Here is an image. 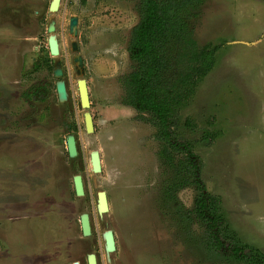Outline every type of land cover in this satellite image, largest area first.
I'll use <instances>...</instances> for the list:
<instances>
[{
    "label": "rangeland",
    "instance_id": "1",
    "mask_svg": "<svg viewBox=\"0 0 264 264\" xmlns=\"http://www.w3.org/2000/svg\"><path fill=\"white\" fill-rule=\"evenodd\" d=\"M69 1L64 0L55 14L67 67L68 100L74 108L61 126L66 129L71 121L68 130L79 136L80 152L69 169L65 143H61L67 134L57 124H50L53 129L46 124L51 131L43 134V143L34 149L20 146L13 150L2 143L6 135L11 136L7 139L12 144L13 138L22 143L34 134L30 127L19 134L18 129L2 126L3 110L26 119L22 100L18 104L10 100L9 107L2 104L3 98L11 96L9 89L16 96L20 86H25L21 80L26 85L29 82L18 75L15 57L11 58L17 62L11 66L0 65V264H74L83 252L97 253L99 264H248L208 250L204 221L196 212H189L196 206L200 187L190 177L182 186L185 174L176 167L185 152L177 150L174 163L167 161L163 141L156 136L155 118L124 103L127 77L137 68L129 41L139 20V0ZM71 14L80 18L76 39L85 62L82 75H78L69 48ZM184 14L198 46L216 49L213 67L197 84L189 103L175 113V134L192 142L201 162L200 179L218 197L229 230L241 244L256 246L264 253V0H203ZM46 37L44 32L40 42H29L28 47L40 44L44 49ZM7 46L0 42V61L10 51ZM80 77L86 78L89 87L93 132L86 130L85 109L80 105ZM54 103L57 112L63 102L57 100L55 91ZM95 149L101 155L99 172L90 164ZM30 168L33 176L27 175ZM77 173L84 176L86 199L75 194L73 176ZM57 184L60 190L49 196L53 200L50 207L54 206L55 215L60 212L69 228L46 232L47 223L42 224L46 213L41 210L22 232L14 227L18 219L13 217L26 210L25 204L16 210L20 199L31 196L36 207H47L42 192L58 190L54 189ZM101 189L108 192L109 210L99 215L95 192ZM82 212L93 217L95 234L91 238L82 235ZM27 219L19 221L24 225ZM108 228L114 229L117 242L110 254H106L102 238Z\"/></svg>",
    "mask_w": 264,
    "mask_h": 264
},
{
    "label": "trees",
    "instance_id": "2",
    "mask_svg": "<svg viewBox=\"0 0 264 264\" xmlns=\"http://www.w3.org/2000/svg\"><path fill=\"white\" fill-rule=\"evenodd\" d=\"M202 1L139 0V20L131 30L129 41L130 56L137 68L127 77L124 103L141 112H150L155 118L156 136L163 141L162 153L165 158L168 156L167 161L173 164V152H185L176 167L181 175L185 174L182 186L190 182V177L200 187L196 206L189 212H196L203 219L208 250L240 262L264 264L260 248L241 244L229 230L230 225L220 212L218 197L210 194L200 179L201 162L192 149V142L179 139L173 128L175 113L189 103L192 92L215 61L216 48L198 46L183 17L187 9L198 7ZM208 134L213 137L212 133Z\"/></svg>",
    "mask_w": 264,
    "mask_h": 264
},
{
    "label": "flooded vegetation",
    "instance_id": "3",
    "mask_svg": "<svg viewBox=\"0 0 264 264\" xmlns=\"http://www.w3.org/2000/svg\"><path fill=\"white\" fill-rule=\"evenodd\" d=\"M53 0H0V42H2V46L8 43L9 47V52L4 56H2V60L0 61V65L2 66H11L10 63H16L18 61L19 65V72L18 75L20 78H23L25 81L29 82L27 85L25 82L21 80V84H24L25 86H20L18 94L15 96L14 92L12 89H9V92L11 91V96H6L3 98L5 101L2 105L9 107L8 102L10 100H17V104L19 103L20 100H22V104L24 105L21 108L23 109L24 115L26 119L21 120L20 118L16 117L15 112L14 114L13 111L5 112L3 110L2 112V123L3 127L9 128L12 127L13 129L17 130V133H21V131L26 128L30 127L31 132L34 134L30 138L29 136H26V139L22 140V143H17L15 142V138L12 140V144L8 141L7 137L10 139L11 136L6 135L7 137H3L2 143L5 144L9 149H18L20 146L23 149H28L26 147H30L31 149H34L38 146L40 142L43 143L42 139L45 138L43 134L51 131L48 125L51 127L52 124H57V127H61V132H65V137L62 138L61 143H65V150H66V155L68 160L66 161L67 167L69 169L70 166V161H74L73 157H71L69 149H68V136L70 134H73L76 139V146L78 149L77 155L79 154V136L77 134H74L72 131H69L68 128L72 126L71 121L69 122V126L67 128H63L61 125L65 123L66 118L68 119V114H72L74 112V108L72 107L71 103H69V100H61L60 96L57 91V82L59 80H63L66 82V86L68 89L69 93V83L68 79L66 77L67 75V67L65 64V57L64 54H62L61 50L59 55H53L50 50V44H49V37L51 33L49 32V25L52 21L55 23V31L54 33H57V25L58 21L55 16V14L61 9L63 6L64 0H60V4L57 10L52 11L51 10V3ZM69 1V0H68ZM73 3L76 2V0H71ZM80 3L81 2H86V0H77ZM70 2V1H69ZM68 4V2H67ZM73 15H76L78 17V25H77V35L73 36L70 33V21L71 17ZM79 23H80V18L77 14H71L69 15L68 18V35L72 37L73 39L70 40V51L72 48V41L76 40L78 43V48L79 47V42L76 39L78 36V28H79ZM43 32V33H42ZM44 32L47 34V45L46 49H42V46L39 44L34 45L33 49L32 47H28L31 42L32 44L34 42H40L41 35L44 34ZM56 37L58 39L59 47L60 45V39L58 35L56 34ZM5 42V43H3ZM28 47V49H27ZM7 49V48H6ZM79 51V50H78ZM82 55V53H81ZM15 57L17 61L15 62L11 57ZM75 54L73 53L72 55V60L74 61ZM83 57V55H82ZM83 62H84V57H83ZM85 63V62H84ZM85 68V64H84ZM57 70H60L61 73L58 75ZM55 78V82H54ZM23 82V83H22ZM24 87V88H23ZM16 88V87H15ZM14 90V89H13ZM18 90V88H16ZM54 91L57 96V100L64 104L65 109H62L60 106H63L62 104L59 105L60 110L56 112L55 109L56 104L54 103ZM14 94V95H13ZM69 99V96H68ZM20 105V106H21ZM61 121H63L61 123ZM22 123V124H21ZM71 123V124H70ZM21 124V128L20 125ZM52 129L54 128V125L51 127ZM38 133V134H37ZM21 148V150H23ZM29 148V150H30ZM38 149V148H37ZM76 155V156H77ZM30 171L27 173V175L33 176L35 174L33 172V169H29ZM83 177V182H84V193L82 195H78L75 189V184H74V177H73V185H74V191L77 196H82L84 199H86V193L88 192L86 182ZM54 189L58 190H53V188H49V192H42V202L47 200L45 205H42V207L38 208L36 207L35 201L31 200V196L29 199H20L21 205L18 206V210L25 204V209H21L18 214L13 217V219H18L14 227H17L18 230L25 229V226L28 227L29 223H33L32 220H34V216L38 215L39 211H45L46 213V219L43 221L42 224H46L47 226L45 227L46 232H51L53 228L61 227L63 230L68 229V221H65L62 219L60 216V212H58V216L56 214V210L54 209V206L50 207L51 204L53 203V200H51L52 197V192L54 191H59L60 190V185L57 184V186ZM24 189H21L17 193L22 192ZM102 190V189H101ZM97 190L95 192V199H96V206H97V211L98 214L101 215L98 209V201H99V191ZM63 191V190H62ZM106 191V190H104ZM35 193V191H34ZM56 193V192H55ZM107 194V199H108V204H109V195L108 192L106 191ZM49 196H51L49 198ZM59 196V195H58ZM48 206L50 208H48ZM24 207V206H23ZM47 210H46V209ZM24 211H29V212H24ZM85 212H82L80 214V226H81V232L82 235L85 237H92L93 234H95V227L93 224V217L90 215L89 212V220L91 224V233L89 235H85L82 229V219L81 216ZM103 214V213H102ZM29 217L24 222V225L19 219ZM34 218V219H33ZM64 218V217H63ZM12 218H10L11 220ZM66 224L65 226H60V224ZM55 224H57L55 226ZM112 229V228H108ZM107 229H104L102 232V238L104 240V247L105 251L107 254L106 250V242L104 239V232ZM114 238L116 242V236H115V231L114 229ZM25 232V231H24ZM28 234L27 232H25ZM47 233V234H48ZM24 234V233H23ZM66 232L64 233V236L66 237ZM117 243V242H116ZM117 247V244H116ZM116 250V249H115ZM114 250V251H115ZM95 253V252H93ZM97 256L98 264H99V256L97 253H95ZM78 261L74 262V264H89L88 262V254L86 252H83V256L79 255Z\"/></svg>",
    "mask_w": 264,
    "mask_h": 264
},
{
    "label": "water",
    "instance_id": "4",
    "mask_svg": "<svg viewBox=\"0 0 264 264\" xmlns=\"http://www.w3.org/2000/svg\"><path fill=\"white\" fill-rule=\"evenodd\" d=\"M59 4H60V0H53L51 3V10L52 11L57 10L59 7ZM77 25H78V17L76 15H73L70 21V33L73 36L77 35ZM54 31H55V23L54 21H52L49 25V32L51 33L49 37V44H50L51 53L57 56L60 53V47H59L58 39ZM71 50L75 54L74 61L77 65L76 67L78 70V75H82L84 72L83 71L84 62H83V57L81 53L78 51L79 48H78V43L76 40L72 41ZM60 73L61 71L57 70V74L59 75ZM57 91H58V94L61 100H68L69 93H68V89H67L65 81L59 80L57 82ZM78 94L80 97V105L82 108L85 109L84 121L86 125V130L88 132H93L95 130L93 114L91 111L88 110L91 106L89 87H88L87 80L84 77H80L78 79ZM67 142H68V149H69L71 157L76 156L78 149L76 146L75 136L73 134H70L68 136ZM90 164L94 172H99L102 170L101 155H100L99 150L95 149L91 151ZM73 177H74V184H75L76 192L78 195H82L84 193V182H83L82 174L77 173ZM98 209L101 214L109 210L107 194H106V191L104 190L99 191ZM81 219H82L83 232L85 235H89L91 233V224L89 220V214L87 212L83 213L81 216ZM104 239L106 242L107 254H110V252L116 249V242H115L114 233L112 229H107L104 232ZM88 262L89 264H98L97 256L95 253L88 254Z\"/></svg>",
    "mask_w": 264,
    "mask_h": 264
},
{
    "label": "clouds",
    "instance_id": "5",
    "mask_svg": "<svg viewBox=\"0 0 264 264\" xmlns=\"http://www.w3.org/2000/svg\"><path fill=\"white\" fill-rule=\"evenodd\" d=\"M94 119V118H93ZM95 126V125H94Z\"/></svg>",
    "mask_w": 264,
    "mask_h": 264
}]
</instances>
